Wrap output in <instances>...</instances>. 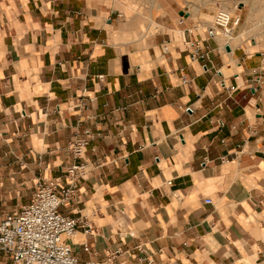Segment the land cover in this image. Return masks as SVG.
Wrapping results in <instances>:
<instances>
[{
    "label": "crops",
    "instance_id": "crops-1",
    "mask_svg": "<svg viewBox=\"0 0 264 264\" xmlns=\"http://www.w3.org/2000/svg\"><path fill=\"white\" fill-rule=\"evenodd\" d=\"M112 16L0 0V219L83 163L58 208L80 220L65 238L80 263L263 264L264 54L189 11L162 9L142 39Z\"/></svg>",
    "mask_w": 264,
    "mask_h": 264
},
{
    "label": "built area",
    "instance_id": "built-area-1",
    "mask_svg": "<svg viewBox=\"0 0 264 264\" xmlns=\"http://www.w3.org/2000/svg\"><path fill=\"white\" fill-rule=\"evenodd\" d=\"M239 20V17L232 18L228 12L219 10L208 30L212 33L220 32L230 38L233 27ZM192 57L203 59L208 58V55L199 53L195 48ZM182 83H186V79L182 78ZM222 125L219 122V126ZM87 137L91 139L93 135L87 134ZM86 145L87 140L84 139H75L70 144L74 159L81 158ZM83 166V163H74L66 169L69 185L60 186L57 180H39L30 202L0 219V250L10 256L12 264H97L94 261L80 263L74 256L70 245L64 239L75 236L80 220L58 211L59 206L72 198L75 180L81 175ZM205 203L211 201L208 199ZM82 223L86 224L85 221ZM261 261L264 264V255Z\"/></svg>",
    "mask_w": 264,
    "mask_h": 264
},
{
    "label": "rangeland",
    "instance_id": "rangeland-1",
    "mask_svg": "<svg viewBox=\"0 0 264 264\" xmlns=\"http://www.w3.org/2000/svg\"><path fill=\"white\" fill-rule=\"evenodd\" d=\"M103 11L113 12V19L119 23L121 31L132 39H142L153 35L160 26L162 9L189 11L204 25L211 24L219 10L233 9L232 18L239 17L233 27L231 38L218 32L221 41L232 43L233 36H239L247 55L254 52L264 54V0H89ZM131 32V34H130ZM124 35V33H123ZM234 46V47H236Z\"/></svg>",
    "mask_w": 264,
    "mask_h": 264
},
{
    "label": "bare ground",
    "instance_id": "bare-ground-1",
    "mask_svg": "<svg viewBox=\"0 0 264 264\" xmlns=\"http://www.w3.org/2000/svg\"><path fill=\"white\" fill-rule=\"evenodd\" d=\"M226 9L227 10H225V11L228 12L230 15L233 14V12H232L233 9L232 8L230 10H228V8H226ZM230 38H231V36H230ZM232 38H234L233 44L232 43H229L231 47L236 46L241 41L239 36H233Z\"/></svg>",
    "mask_w": 264,
    "mask_h": 264
},
{
    "label": "water",
    "instance_id": "water-1",
    "mask_svg": "<svg viewBox=\"0 0 264 264\" xmlns=\"http://www.w3.org/2000/svg\"><path fill=\"white\" fill-rule=\"evenodd\" d=\"M180 14H183V12H180ZM225 49H226L227 51H229V47H226Z\"/></svg>",
    "mask_w": 264,
    "mask_h": 264
}]
</instances>
